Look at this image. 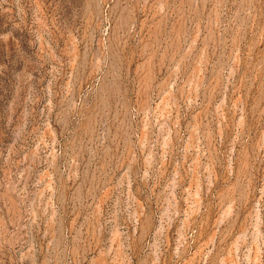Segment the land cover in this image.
Instances as JSON below:
<instances>
[{
  "label": "rangeland",
  "instance_id": "obj_1",
  "mask_svg": "<svg viewBox=\"0 0 264 264\" xmlns=\"http://www.w3.org/2000/svg\"><path fill=\"white\" fill-rule=\"evenodd\" d=\"M0 264H264V0H0Z\"/></svg>",
  "mask_w": 264,
  "mask_h": 264
}]
</instances>
